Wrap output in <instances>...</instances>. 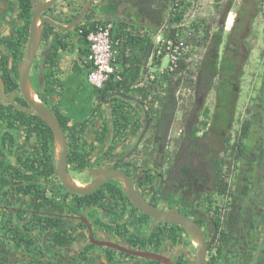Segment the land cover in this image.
Returning <instances> with one entry per match:
<instances>
[{"label": "flooded vegetation", "instance_id": "1", "mask_svg": "<svg viewBox=\"0 0 264 264\" xmlns=\"http://www.w3.org/2000/svg\"><path fill=\"white\" fill-rule=\"evenodd\" d=\"M14 20L21 21L17 16ZM20 27L11 35L1 34L0 39L10 36L15 40ZM219 29L226 52L231 33L227 35L220 25ZM220 65L224 66L225 61L221 60ZM262 69L259 85H251L246 105L236 114L234 124L230 113L231 144L240 134L243 123L249 122V133L244 139L247 151L239 159H230L225 168L229 188L225 196L217 197L222 206L219 223L205 201L212 195L211 206L217 205L214 173L206 163L218 150H213L206 136L210 153L202 164L198 157L184 159L185 143H158L156 137H151L150 122L135 146L145 126L141 111L134 117L140 120L138 128L134 122L122 137H114V132L109 130L102 144L92 152L93 160L83 167L74 170L67 158V173L76 185L85 186L94 180L92 173L99 175L104 169L122 171L150 205L161 211L181 213L199 224L210 244L208 264H264V64ZM35 73L30 72L33 90ZM15 97L16 93L12 105L0 95V104H9L17 110L0 112V264L194 263L196 243L183 227L155 222L137 210L126 196L121 181L104 182L91 194L93 200L89 204L82 199L85 196L66 190L56 173L57 151L52 131L51 137L43 135L45 128L39 120H32L33 126L28 128L8 125L16 117L22 118L19 112L36 115L29 108L20 107ZM215 115L210 110L209 119ZM199 119L198 116L187 121L182 117L178 136L189 132L192 123ZM98 125L90 127L85 137L88 143L98 136L101 130ZM209 126L208 122L206 134ZM64 133L69 156L70 134ZM48 138L51 139L46 149ZM28 159L30 169L25 170L23 162ZM48 162H53V173L45 176L42 171L49 168ZM15 171L32 175L34 186L30 193H24L29 185L17 179ZM199 174L202 179L197 177ZM106 244L130 252L150 253L161 261L133 256Z\"/></svg>", "mask_w": 264, "mask_h": 264}, {"label": "trees", "instance_id": "2", "mask_svg": "<svg viewBox=\"0 0 264 264\" xmlns=\"http://www.w3.org/2000/svg\"><path fill=\"white\" fill-rule=\"evenodd\" d=\"M18 5L17 19L23 22V25L16 32V39H12L10 36H4L0 39V75L3 79L5 85L6 94L15 92V102L23 108H29L25 100L21 97L18 87V71L19 66L26 53V44L29 37V25L32 18V2H39V0H14ZM45 1V0H40ZM263 1V0H261ZM66 7L70 6V0L67 1ZM68 5V6H67ZM57 3L46 13L44 16L58 18L60 15H64L63 12H55ZM62 9L65 5L61 6ZM128 8L130 12L138 19L144 21V25L141 28H134L133 26L127 24L125 20H101L110 21L113 23V29L111 31V37L114 42H118L116 48L118 49V56L116 58L115 64L118 66L121 72V79L117 80L112 78L104 86L102 90H94L97 97L106 98L112 93H123L126 95H131L141 101L146 109L149 116L151 137L157 138V142L163 145L168 142H173L177 144L179 142L185 143V154L184 159H191L198 157L201 164L207 155L210 153V148L204 139L206 134V128L210 118V109L205 107L201 118L197 122H193L189 127L188 131L183 136H177V138L170 141V132L173 123L176 118V114L179 111V97L177 95V90H179L178 83L174 80L181 70L186 67V61L190 56V52L186 54L184 60L180 62V67L177 71L166 76L163 79H159L154 86L147 88H136L135 86L141 80L142 76L147 73V63L149 57L151 56L155 43L154 37L158 30L167 26L169 30L168 35H173L176 31L172 29V26L179 23L182 19V11L179 6H174V0H128ZM81 9L78 8L74 14H71L63 24L71 23L77 16ZM63 11V10H62ZM93 16L91 15V10L86 13L84 21L79 24L75 30L78 32L82 29L83 33L79 34L81 38L86 42V36L93 28L91 20ZM211 25L204 19H200L196 24H194V39L191 43L197 47L204 48L208 41L211 40L210 35ZM43 46L46 45L49 37L54 34L55 28L50 23H45L43 26ZM222 30H218L217 35L220 36ZM70 32L66 35L68 36ZM87 44V42H86ZM67 44L63 43L62 40L58 38L57 33L53 43L51 45L49 53L40 60H37L33 64V69L35 70V88L37 96L40 102H42L59 120L64 131L69 132V156L68 161L74 170L83 167L93 160L92 152L96 150L99 144H102L106 134L109 130L114 132V137H122L126 134L130 126L135 122L136 127H139L140 120H136L134 117L137 116L138 109L130 102L119 98L113 97L110 99V105H103L101 102L97 101L96 106L93 107L91 116L89 120L85 123H79L71 125L69 119L64 116L58 108L57 104L52 103V99L59 96L62 84L58 80H52L51 73H48L45 69L56 66V57L59 50H66ZM41 53V52H40ZM38 53V55H40ZM86 56L88 55V50L86 51ZM37 59V58H36ZM155 65L159 64L158 60H154ZM89 72L91 71V64ZM190 70H187L185 79L183 81V88L185 90H197V82L193 81ZM158 92V93H157ZM152 93H154L152 95ZM155 95V96H154ZM105 107L108 110V115H103L102 109ZM16 112L17 110L9 104H0V112ZM18 113V112H17ZM21 119L17 117L13 119L12 123H8L9 126H20V127H32V120H39L42 127L45 130L42 131L43 135L49 137L52 136L48 126L40 120L36 115L21 114ZM189 110H185L184 117L185 120H190ZM2 115H0L1 117ZM101 118V121H100ZM10 119V118H9ZM99 120V121H98ZM98 125L101 128L97 137L91 140L89 143L85 140L86 128ZM249 133V122L243 123L241 126L240 134L236 137L233 144H231L232 135L229 134L223 139L224 148L221 151H214L210 156V160L206 163L214 173V195L216 206L212 207V195L210 198H206L210 204V211H214L216 222L221 221V209L222 206L219 205L220 200L217 197H223L228 191V182L226 180L225 168L230 159L241 158L242 154L247 151V146L244 139ZM48 138L45 140V148L47 149V143H49ZM87 146H85V144ZM80 145L82 148L80 149ZM86 148V149H85ZM81 152V154H80ZM83 152V153H82ZM31 160H24L23 168L25 170L30 169ZM49 163V168L42 171V174L48 176L53 173V162ZM205 164V162L203 163ZM15 177L22 181L24 184L29 185L24 191L28 194L32 191L33 177L31 174L22 173L21 171H15ZM202 179V174L197 176ZM7 184V182H6ZM81 199V198H78ZM87 204L92 202L91 195L82 198ZM28 227V226H25ZM74 237L71 238V241Z\"/></svg>", "mask_w": 264, "mask_h": 264}, {"label": "rangeland", "instance_id": "3", "mask_svg": "<svg viewBox=\"0 0 264 264\" xmlns=\"http://www.w3.org/2000/svg\"><path fill=\"white\" fill-rule=\"evenodd\" d=\"M7 2L15 1L7 0ZM194 2L197 3V22L204 19L211 25L212 38L204 48L193 45L186 67L174 77L179 85L177 90L179 111L170 132V141L178 136L181 128L180 120L182 117L185 118V110H189L191 120H196L198 116L201 118L204 108L209 107L216 115L208 121L210 126L206 140L213 150L221 151L224 147L222 138L233 129L228 128L230 113L233 115L234 124L236 114L246 105L251 85L257 87L263 76L264 0H195ZM56 11L59 12V9ZM219 25L227 35L231 33L232 40L226 52L225 41L222 42L221 36L216 33ZM221 60L225 61L224 66L220 65ZM187 70L192 72L191 77L197 82V90L183 88ZM148 71L150 69L146 72ZM34 72V69L31 70V74ZM235 88H238V92ZM72 176L77 177V173L72 172Z\"/></svg>", "mask_w": 264, "mask_h": 264}, {"label": "water", "instance_id": "4", "mask_svg": "<svg viewBox=\"0 0 264 264\" xmlns=\"http://www.w3.org/2000/svg\"><path fill=\"white\" fill-rule=\"evenodd\" d=\"M60 0H46L43 2H32V18L29 25V37L26 46V53L24 58L19 66L18 71V87L19 93L21 97L27 103L31 113H35L52 131L54 142L57 151V165H56V173L57 176L63 185V187L69 192L79 195V196H87L91 195L94 191H96L101 185L111 179H115L121 181L124 186V190L126 196L128 197L131 204L137 209L140 210L145 215L152 218L155 222L159 223H168V224H176L181 227L188 233V235L195 241L196 243V251H195V261L193 264H208L207 262V253L210 247V244L207 242V235L203 232L199 224L188 218L187 216L181 213H170L161 211L152 205H150L135 188L131 181V178L124 172L113 169H104L99 175L92 173V176H95L94 180L85 186L76 185L70 178L67 173V158H68V144L66 135L61 127V124L57 117L42 103L39 101L37 92H34L30 72L32 70L33 64L37 58L39 50L43 43V26L45 23H50L54 28L55 32L52 34L45 47L43 52H41V56L45 57L51 48L53 43L55 33L59 32H69L74 30L84 19L86 13L90 10L92 0H86V3L76 16V18L69 23L68 25H58L51 18L47 16H43L44 13L49 11L56 3ZM71 1V0H70ZM0 95L4 98V102L10 103L14 105L13 97L15 96V92L10 93L6 98V91L3 79L0 75ZM113 97L122 98L130 103H132L139 111L143 113L144 117V131L141 132L140 136L135 142V146H137L145 129L149 125L148 115L145 111V107L141 101L136 99L133 96L119 93H112L106 98L97 97V100L101 102L103 105H110V99ZM129 153V152H128ZM88 234L92 237L91 227L88 226ZM99 245H104L100 243ZM107 246L114 247L119 249L117 246L113 244H106ZM127 254L152 258L154 260L161 261L156 258V256H152L150 253L143 252H130L124 249H119ZM168 264H172V261H169Z\"/></svg>", "mask_w": 264, "mask_h": 264}, {"label": "crops", "instance_id": "5", "mask_svg": "<svg viewBox=\"0 0 264 264\" xmlns=\"http://www.w3.org/2000/svg\"><path fill=\"white\" fill-rule=\"evenodd\" d=\"M67 1L60 0L55 8V12L58 11L56 9H59V12L64 14L54 18V22L58 25H68L63 24L62 21L74 14L78 8L82 9L86 3V0H71L70 6L66 7ZM39 2L43 1L39 0ZM63 5H65L64 9L61 8ZM90 10L93 16L92 20H125L127 24L139 29L144 25L143 20L136 18L130 12L128 0H92ZM17 14V3L0 0V35H11L15 29L22 26L21 21L14 20ZM69 32L70 34L67 36L68 32L57 31L58 38L67 44V48L58 51L55 59L56 66L48 67L45 70L52 74V80H58L62 84L59 96L53 98L51 102L57 104L61 113L69 119L71 125H74L89 120L92 109L98 100L94 89L87 82L90 63L85 53L88 46L75 29ZM44 47L41 46V52ZM43 58L38 55L35 62ZM148 69L151 70L152 67ZM103 115H108V110L105 107L102 109V117ZM86 130L85 135L87 136L90 128H86Z\"/></svg>", "mask_w": 264, "mask_h": 264}, {"label": "built area", "instance_id": "6", "mask_svg": "<svg viewBox=\"0 0 264 264\" xmlns=\"http://www.w3.org/2000/svg\"><path fill=\"white\" fill-rule=\"evenodd\" d=\"M195 0H174V6H179L182 19L172 26L176 31L168 35L167 26L161 27L154 37V49L149 57L147 68L152 67L138 82L136 87L147 88L156 84L159 79L174 74L180 67L186 54L193 49L191 40L194 38V24L197 23V3ZM93 28L86 36L88 46L87 59L91 64V71L87 74V82L94 90H102L113 77L121 79V72L115 64L119 54L111 37L113 23L110 21L91 20ZM82 34V29H79ZM158 60L159 64L155 65ZM165 62V63H164Z\"/></svg>", "mask_w": 264, "mask_h": 264}]
</instances>
